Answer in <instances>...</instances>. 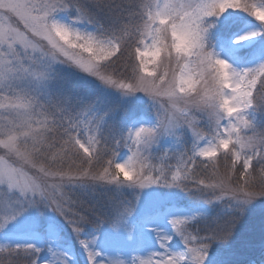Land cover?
I'll use <instances>...</instances> for the list:
<instances>
[{"label": "snow or ice", "instance_id": "1", "mask_svg": "<svg viewBox=\"0 0 264 264\" xmlns=\"http://www.w3.org/2000/svg\"><path fill=\"white\" fill-rule=\"evenodd\" d=\"M0 264H264V0H0Z\"/></svg>", "mask_w": 264, "mask_h": 264}]
</instances>
